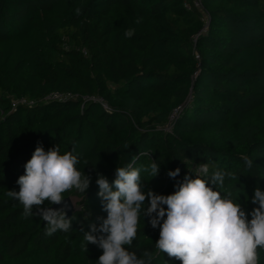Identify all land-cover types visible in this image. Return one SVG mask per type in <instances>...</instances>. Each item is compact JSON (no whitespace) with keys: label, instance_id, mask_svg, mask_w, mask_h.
<instances>
[{"label":"trees","instance_id":"16d2710c","mask_svg":"<svg viewBox=\"0 0 264 264\" xmlns=\"http://www.w3.org/2000/svg\"><path fill=\"white\" fill-rule=\"evenodd\" d=\"M192 1L0 0V264H95L102 250L89 244L85 252L80 228L107 215L96 174L111 183L129 164L141 169L146 192L168 195L209 163L226 173L216 187L222 196L246 213L256 207L254 189L264 191V0H201L205 31ZM51 93L72 97L46 100ZM19 98L34 104L12 109ZM38 144L72 151L92 178L86 193L64 194L81 209L68 232L52 236L7 195L19 191ZM152 159L155 178L143 171ZM148 221L141 215L130 250H151L152 264H181L155 249L159 228Z\"/></svg>","mask_w":264,"mask_h":264},{"label":"clouds","instance_id":"9594fccd","mask_svg":"<svg viewBox=\"0 0 264 264\" xmlns=\"http://www.w3.org/2000/svg\"><path fill=\"white\" fill-rule=\"evenodd\" d=\"M134 31L128 29L125 37L131 38ZM79 162L72 151L61 153L57 145L45 151L38 144L24 165V174L16 181L19 191L7 192L23 206L22 216H39L46 222V236L72 228L73 217L67 215L69 205L64 194L73 189L86 193L90 188L92 178L77 168ZM244 163L249 169L254 165L247 157ZM143 171L155 178L160 164L152 159ZM180 171L177 167L167 175L176 180ZM190 172L194 178L185 175L168 195L151 189L146 192L141 169L132 164L117 167L111 183L97 172V195L107 215L98 217V223H89L88 230L83 225L80 228L86 241L85 252L89 244L102 250L95 264H152L155 257L151 250L144 249L139 256L130 250L138 235L141 215L149 218L152 228H159L155 249L181 264H260L259 250L264 249V191L254 189L251 203L256 207L246 213L230 195L222 196L216 190L224 185L223 170L201 163ZM46 201L48 206H44Z\"/></svg>","mask_w":264,"mask_h":264},{"label":"built area","instance_id":"2783aa9c","mask_svg":"<svg viewBox=\"0 0 264 264\" xmlns=\"http://www.w3.org/2000/svg\"><path fill=\"white\" fill-rule=\"evenodd\" d=\"M192 7L203 12L202 21L204 23V26H203L202 31H205L206 26L208 24L209 17H208V14L203 10L202 4H201V0H193L192 1ZM184 8L186 10H190L191 9L190 5H188V4H184ZM195 39L196 38H194L193 40L195 41ZM195 58L198 59V55L197 54H195ZM71 97L72 96L69 95V94L63 95V94H59V93H51L50 95H48L46 97V100L61 102V101H66L67 99H69ZM81 100H82L83 103H86V102H89V101L100 103L104 110L110 111L109 107L106 104H104L102 102V100L99 99V98L85 96V97H82ZM33 104L34 103L32 101H27L24 98H19V99H13L12 100L11 107H12V109H14V108H16L17 106H20V105H22V106H32Z\"/></svg>","mask_w":264,"mask_h":264},{"label":"water","instance_id":"95a60500","mask_svg":"<svg viewBox=\"0 0 264 264\" xmlns=\"http://www.w3.org/2000/svg\"><path fill=\"white\" fill-rule=\"evenodd\" d=\"M65 199H66V201H67V203L69 205V210L67 212V215L70 217L74 213L75 210L72 207L70 199L68 197H66ZM60 206L61 205H51V207H53V208H59ZM44 224H46V222L42 220V225H44Z\"/></svg>","mask_w":264,"mask_h":264},{"label":"rangeland","instance_id":"374dc122","mask_svg":"<svg viewBox=\"0 0 264 264\" xmlns=\"http://www.w3.org/2000/svg\"><path fill=\"white\" fill-rule=\"evenodd\" d=\"M70 199V202L72 204V207L74 210H79L81 209L80 206L77 204L78 200L74 197H68Z\"/></svg>","mask_w":264,"mask_h":264}]
</instances>
